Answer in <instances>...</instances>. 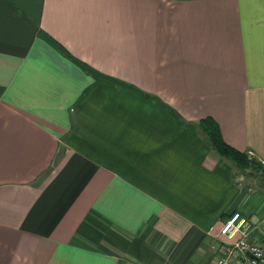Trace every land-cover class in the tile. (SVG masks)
I'll use <instances>...</instances> for the list:
<instances>
[{"label": "crops", "instance_id": "1", "mask_svg": "<svg viewBox=\"0 0 264 264\" xmlns=\"http://www.w3.org/2000/svg\"><path fill=\"white\" fill-rule=\"evenodd\" d=\"M207 118L264 163V0H0V264H217L234 212L261 241Z\"/></svg>", "mask_w": 264, "mask_h": 264}, {"label": "built area", "instance_id": "2", "mask_svg": "<svg viewBox=\"0 0 264 264\" xmlns=\"http://www.w3.org/2000/svg\"><path fill=\"white\" fill-rule=\"evenodd\" d=\"M253 230V224L241 213H231L216 235L222 250L217 264H264V235L261 241L253 242Z\"/></svg>", "mask_w": 264, "mask_h": 264}, {"label": "trees", "instance_id": "3", "mask_svg": "<svg viewBox=\"0 0 264 264\" xmlns=\"http://www.w3.org/2000/svg\"><path fill=\"white\" fill-rule=\"evenodd\" d=\"M201 127L203 132L208 136L213 148L221 156L231 160L246 176H248V173H254V176L260 175L261 178H259L264 183V163L262 161L256 157H249V152H241L230 146L224 140L220 126L213 118L202 120Z\"/></svg>", "mask_w": 264, "mask_h": 264}, {"label": "rangeland", "instance_id": "4", "mask_svg": "<svg viewBox=\"0 0 264 264\" xmlns=\"http://www.w3.org/2000/svg\"><path fill=\"white\" fill-rule=\"evenodd\" d=\"M248 155H249V157H253V158L255 157L254 155H250L249 153H248ZM248 176H249V177H255V178H256V177H257V178L260 177V175H257V176L255 175V176H254V173H253V174H249V173H248ZM260 178H261V177H260ZM260 180H261V179H260ZM258 182H262V180H261V181H258ZM258 182H257V183H258ZM254 183H255V182H254ZM263 184H264V183H263Z\"/></svg>", "mask_w": 264, "mask_h": 264}]
</instances>
